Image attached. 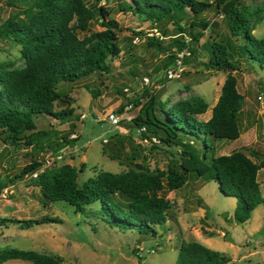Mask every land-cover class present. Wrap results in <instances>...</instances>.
Listing matches in <instances>:
<instances>
[{
  "label": "trees",
  "instance_id": "trees-1",
  "mask_svg": "<svg viewBox=\"0 0 264 264\" xmlns=\"http://www.w3.org/2000/svg\"><path fill=\"white\" fill-rule=\"evenodd\" d=\"M17 2L22 6L18 5L19 8L4 19L0 17V40L18 45L23 61L19 68H0V141L2 145L13 147L21 140L31 145L36 137L47 138L46 130H35L34 115H51L59 121L72 116L70 108L53 110V103L61 97L57 83L106 73L109 61L121 51L116 34L118 23L110 17L112 10L106 6V0L98 5H88L85 0ZM117 6L118 10L129 11L159 26L160 35L145 39L146 46L163 54L162 61L154 68V78L164 79V72L173 67L182 51L186 52L181 57L182 63L197 64L199 48L206 53V60L201 62L205 68L225 72L209 117L198 118L207 110V103L201 97L190 96L170 103L144 88L139 96L128 99V104L138 107L130 119V131L138 132L146 150L168 152L163 147L174 148V152L169 153L176 157L170 159L164 169L149 170L141 163L130 162L132 166L127 171H99L78 184L77 168L69 164L41 167L46 160L42 158L25 164L14 177L30 176L37 171L30 182L38 187L43 204L62 200L76 211H82L84 206L98 201L97 212L101 217L106 216L107 222L121 223L151 235L155 234V225L165 222L170 206L162 194L164 189L181 188L191 178L213 180L224 195L235 199L233 219L243 223L255 206L264 203L256 179L258 169L264 168V153L249 150L246 155L235 150L214 156L208 152L213 148L214 138L233 140L240 134L237 115L242 96L231 71L237 68L240 59L255 62L259 68L264 66V38H256L252 33L254 25L262 18V8L241 4L239 0H125ZM185 9L190 12V19ZM207 9L225 16L227 34L214 33L199 43L202 26L216 25L203 18L193 19ZM92 20L101 29L79 36V32L88 30ZM186 21L187 27L195 26L197 30L185 29ZM166 22L171 24L172 33L165 27ZM132 33L141 35L139 30ZM238 37L242 38V43L237 42ZM165 38L167 41L163 42ZM89 92L96 97L99 90L93 87ZM125 106L120 105L115 111L120 113ZM140 127L143 129L139 130ZM199 136H202L201 149L192 145ZM126 139L130 142L131 133ZM73 141L74 138L67 140L61 136L59 142L49 140L45 147L49 149L48 154L56 155ZM35 145L43 149L41 141ZM130 153L129 159H134L136 154ZM51 220L43 216L36 220L11 221L23 228ZM8 259L27 260L32 264L62 262L57 255L14 247L0 250V263ZM227 261L221 252L197 241L182 240L174 264H225Z\"/></svg>",
  "mask_w": 264,
  "mask_h": 264
},
{
  "label": "rangeland",
  "instance_id": "rangeland-1",
  "mask_svg": "<svg viewBox=\"0 0 264 264\" xmlns=\"http://www.w3.org/2000/svg\"><path fill=\"white\" fill-rule=\"evenodd\" d=\"M123 1L125 0L105 2L112 10L110 17L118 23L116 34L121 49L118 56L109 61L108 72L75 82L56 84L61 97L53 103V110L70 108L72 116L68 120L59 121L51 115H34L35 130H46L47 138L36 137L31 145L21 140L19 145L13 147L2 145L0 141V151L3 146H7L0 158V250L14 247L57 255L62 258L61 264H174L178 244L184 240L197 241L221 252L228 258L225 264H264V203L255 206L246 221L238 223L233 219L235 199L224 195L213 180L191 178L181 188L164 189L162 194L170 206L165 222L155 225V234L151 235L139 233L136 228L126 227L121 223L107 222L108 218L101 217L97 212L98 201L84 206L82 211H76L72 205L62 200L43 204L38 187L30 182L31 176L14 177L25 164L42 158L46 159L44 167L69 164L77 168L78 184L99 171H127L131 168V163L135 162L149 170L164 169L167 162L176 157L169 153L174 152V148L163 147L168 152L146 150L138 132L130 131V119L138 107L128 104V99L139 96L144 88L156 94L160 100L170 103L190 96L201 97L207 103V110L198 118L205 120L209 117L225 72L205 68L201 62L206 60V53L199 48L198 63H184V70L179 78H154V68L162 61L163 54L146 46L145 39L147 36L160 35L159 26L129 11L118 10L117 5ZM85 2L88 5L104 3L103 0ZM239 2L262 8V18L256 22L252 33L256 38H264V0ZM18 5L22 6L17 0H0L1 19L19 8ZM184 12L190 19L188 9ZM201 18L209 23L215 22L216 25L210 24L201 29L203 33L199 43L209 35L214 36V33L227 34L226 18L221 13L207 9L193 19ZM187 23L188 21L184 24L185 29L192 32L197 30L195 26L187 27ZM165 27L172 33L170 23L166 22ZM99 29L101 28L97 22L92 20L88 30L79 32V36ZM138 30L141 35L137 36L138 41L135 42L132 32ZM166 41L165 38L163 42ZM237 42L242 43V38L238 37ZM22 65L18 45L10 40H0V68H19ZM231 73L236 78V89L242 96L237 115L240 134L233 140L214 138L211 141L213 148L208 154L217 156L235 150L243 151L246 155L249 150L263 154L264 139L260 133L264 116L256 96L264 91V66L259 68L255 62L240 59L237 68ZM93 87L99 90L96 97H92L89 92ZM120 105L127 106L117 113L115 110ZM110 111L118 116L117 126L100 119ZM130 133L129 142L126 137ZM61 136L67 140L74 138L75 141L56 155L48 154L46 142H59ZM201 140L202 136H199L192 145L201 149ZM40 141L43 149L35 145ZM132 151L136 157L129 159ZM251 159L256 161L254 157ZM256 179L264 197V168L258 169ZM43 216L52 220L23 228L11 221L36 220ZM137 247L142 248L140 257L135 254ZM150 247L154 251L145 253ZM0 264L32 263L8 259Z\"/></svg>",
  "mask_w": 264,
  "mask_h": 264
},
{
  "label": "built area",
  "instance_id": "built-area-1",
  "mask_svg": "<svg viewBox=\"0 0 264 264\" xmlns=\"http://www.w3.org/2000/svg\"><path fill=\"white\" fill-rule=\"evenodd\" d=\"M157 35V34H156ZM134 41L137 42L138 41V37L137 35L134 36ZM186 53L184 51L178 53L177 57L175 58L174 60V63H173V67L170 68V69H167L165 72H164V76L165 78H168V79H176V78H179L180 75L182 74L183 70H184V63H182L181 61V57L182 55ZM145 82H147V79L144 78ZM256 101L261 109V113L263 114L262 116H264V91H261L257 94L256 96ZM83 117V116H82ZM101 120H105L107 121L109 124H111L112 126H117L118 125V116L113 112V111H110V112H107L103 118H100ZM261 127L263 128L261 130V137L264 139V117L262 118V121H261ZM143 128L140 127L139 130H142ZM103 141H105V139H102ZM151 140L153 142H155L154 138H151ZM41 167H44L43 165ZM36 172H33L30 176L31 177H34L36 175ZM136 252L135 254L140 257L141 255V251H142V248L141 247H137L136 248ZM144 251V250H143ZM154 251V249L152 247H150L149 249L145 250V253H152Z\"/></svg>",
  "mask_w": 264,
  "mask_h": 264
},
{
  "label": "water",
  "instance_id": "water-1",
  "mask_svg": "<svg viewBox=\"0 0 264 264\" xmlns=\"http://www.w3.org/2000/svg\"><path fill=\"white\" fill-rule=\"evenodd\" d=\"M204 27V25L202 26V28ZM92 117V116H91ZM7 149V146H3V149L0 151V158L3 154V152Z\"/></svg>",
  "mask_w": 264,
  "mask_h": 264
}]
</instances>
